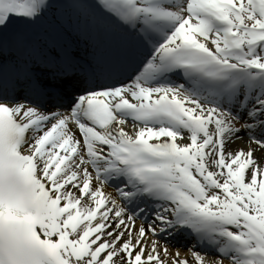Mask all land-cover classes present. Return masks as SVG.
<instances>
[{
  "label": "snow or ice",
  "instance_id": "obj_1",
  "mask_svg": "<svg viewBox=\"0 0 264 264\" xmlns=\"http://www.w3.org/2000/svg\"><path fill=\"white\" fill-rule=\"evenodd\" d=\"M226 261L264 264V0H0V264Z\"/></svg>",
  "mask_w": 264,
  "mask_h": 264
},
{
  "label": "bare ground",
  "instance_id": "obj_2",
  "mask_svg": "<svg viewBox=\"0 0 264 264\" xmlns=\"http://www.w3.org/2000/svg\"><path fill=\"white\" fill-rule=\"evenodd\" d=\"M71 127V126H70ZM125 128H126V130H128L129 132H132L133 130H134V128L133 127H128V126H124ZM76 129V128H75ZM75 129H73L74 131H77V130H75ZM78 134V133H77ZM244 144V141L243 140H237V141H235V143H234V145L233 146H242ZM192 244V242H189V244H184V245H191ZM184 245H180L179 243H175V244H173V245H171V247H173V248H176V247H178L179 249H180V251H183V252H181L182 254H184L185 253V251H186V248L185 249H183V247H184ZM226 264H228V262L226 261Z\"/></svg>",
  "mask_w": 264,
  "mask_h": 264
}]
</instances>
